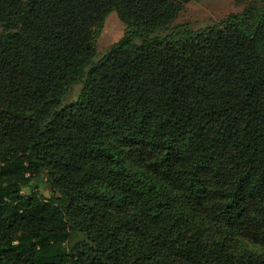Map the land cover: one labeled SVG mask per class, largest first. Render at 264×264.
<instances>
[{
	"label": "trees",
	"instance_id": "trees-1",
	"mask_svg": "<svg viewBox=\"0 0 264 264\" xmlns=\"http://www.w3.org/2000/svg\"><path fill=\"white\" fill-rule=\"evenodd\" d=\"M187 1L0 0V264H264V2Z\"/></svg>",
	"mask_w": 264,
	"mask_h": 264
},
{
	"label": "rangeland",
	"instance_id": "rangeland-1",
	"mask_svg": "<svg viewBox=\"0 0 264 264\" xmlns=\"http://www.w3.org/2000/svg\"><path fill=\"white\" fill-rule=\"evenodd\" d=\"M264 0H189L184 3L182 10L165 28L156 31V34L162 37L175 32L177 37L182 35L186 30L197 32L227 19L230 15H240L245 10L253 14L259 12L263 6ZM2 27L0 25V33ZM124 35V26L119 21L116 13H108L101 25L100 31L95 38V59L97 60L110 45ZM138 41V38L134 39ZM79 87H74L67 96V101L71 102L76 99ZM37 189L45 195L50 194L48 184L41 178L33 180ZM24 189L23 192H26Z\"/></svg>",
	"mask_w": 264,
	"mask_h": 264
}]
</instances>
